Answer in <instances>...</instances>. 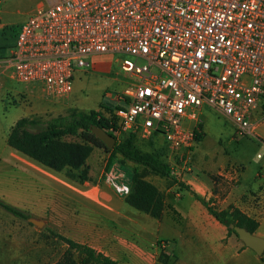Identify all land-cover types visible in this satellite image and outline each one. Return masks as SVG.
<instances>
[{
  "label": "built area",
  "instance_id": "2783aa9c",
  "mask_svg": "<svg viewBox=\"0 0 264 264\" xmlns=\"http://www.w3.org/2000/svg\"><path fill=\"white\" fill-rule=\"evenodd\" d=\"M9 37L0 44V68L55 100L71 93L87 59L120 55L129 80L108 92L115 107L102 113L116 119L119 133L161 138L186 171L204 106L240 136H254L264 91V0H52ZM107 178L118 195L129 193L114 164Z\"/></svg>",
  "mask_w": 264,
  "mask_h": 264
},
{
  "label": "rangeland",
  "instance_id": "374dc122",
  "mask_svg": "<svg viewBox=\"0 0 264 264\" xmlns=\"http://www.w3.org/2000/svg\"><path fill=\"white\" fill-rule=\"evenodd\" d=\"M44 1L0 0V26L3 29L0 33L1 43L4 40H9L8 43H11L9 31L22 24L36 10L37 5ZM120 57L118 54H100L87 59L89 66L75 70L72 91L67 97L60 99L59 103L64 99L65 103L62 108L55 111L56 114L65 115L72 110L100 111V106L107 102L108 92H118L129 80L120 69ZM1 84L3 91L1 115L5 120L21 116L22 111L37 108L43 101H57L45 96L39 87L18 83L10 78L2 79ZM49 117L54 116L46 114L44 119ZM200 117L203 138L185 156L186 167L191 172L186 171L183 162L167 150L158 136L142 138L137 135L132 139L133 146L142 153H154L159 156L162 162L174 170L177 182L183 186L186 182L195 189H198V185L210 189L209 184L212 182H220L226 187L232 186L245 169L247 176H253L259 171L264 174V91L253 116L254 136H240L229 120L211 108L204 106ZM126 136L127 133H124L117 135L116 138L124 140ZM174 159L175 162H172ZM109 160V154L105 150L94 148L80 172L64 169L55 173L35 162L33 163L39 170L36 168L0 169V200L32 218L43 221L42 227L37 228L26 220L12 217L0 207V264H53L61 257L66 245L50 233H57L54 226L56 216L51 208H56L60 204L59 196L61 195L73 199V185H82L87 182L90 185H97L99 189H107V193L114 198L124 199L110 188L111 184L106 180L109 179L107 175L111 166L114 164L123 174V178L117 180V183L128 186L129 190L134 171L143 174L145 171L139 166L123 161L119 156H115L107 167ZM173 163H176V166H173ZM144 175L145 180L155 185L164 197L167 190L170 191L169 195H176L177 198L186 193V190L178 183L161 179L150 173ZM60 181H65L70 187ZM212 191L214 194L217 193L215 186ZM191 193L196 194L192 191ZM188 200V197H184L183 205H178L181 211L187 209ZM208 201L215 210H225L228 207L217 199ZM74 207L71 205V210ZM75 259L79 261L80 257L75 256Z\"/></svg>",
  "mask_w": 264,
  "mask_h": 264
},
{
  "label": "crops",
  "instance_id": "0c3cea01",
  "mask_svg": "<svg viewBox=\"0 0 264 264\" xmlns=\"http://www.w3.org/2000/svg\"><path fill=\"white\" fill-rule=\"evenodd\" d=\"M51 1L45 0L37 6H47ZM4 53L5 50L0 49V56ZM7 78H10L9 71L0 68V169L39 170L34 161L7 145L9 130L21 117L44 119L46 114L57 116L55 111L62 108L65 99L61 103L60 100L43 101L37 108L5 120L1 115V81ZM60 182L70 187L65 181ZM184 185L189 191L179 198L169 195V190L165 192L166 208L160 219L133 208L130 210L124 199L114 198L104 187L99 189L87 182L73 185V199L61 195L60 204L51 208L56 216L54 226L58 234L87 245L117 264H160L157 260L160 250L168 255L167 264H264L260 256L234 235L228 234L226 228L191 193L205 200L217 199L226 206H234L257 222L258 227L253 234L264 239V174L259 171L247 176L245 169L232 186L212 182L209 184L211 191L201 185L198 189L186 182ZM214 186L215 194L212 191ZM184 197L189 198L188 207L181 211L178 205H183ZM71 205L75 206L73 210ZM158 241L162 242L161 247L157 245Z\"/></svg>",
  "mask_w": 264,
  "mask_h": 264
},
{
  "label": "trees",
  "instance_id": "16d2710c",
  "mask_svg": "<svg viewBox=\"0 0 264 264\" xmlns=\"http://www.w3.org/2000/svg\"><path fill=\"white\" fill-rule=\"evenodd\" d=\"M100 107V111L94 109L88 112L72 110L65 115L47 119L21 117L10 128L6 143L18 153L54 172L64 169L80 172L92 150L94 148L103 149L110 157L107 167L110 166L115 156H119L123 161L141 167L145 173L178 183L186 191L189 190L187 186L177 182L175 176L171 174L168 164L162 162L159 156L154 153H142L133 146L134 134L127 133L124 140H118L115 134L119 133L116 119L111 114L106 116L102 113L103 110L111 111V107L115 106L105 102ZM93 126L103 129L115 138L112 149L106 148L91 133L90 130ZM201 129L200 125L199 132H195L196 143L203 138ZM120 134L124 133L118 135ZM144 174L134 171L131 176L129 193L124 197V200L131 208L155 219H160L166 208L164 194L155 185L145 180ZM193 196L216 221L226 227L228 233L234 234L236 238V233L228 228L230 223L242 227L250 233L256 231L257 222L234 206H228L225 210H215L210 206L208 200L197 194H193ZM0 207L17 218L26 220L30 217L2 200H0ZM50 233L55 239L66 245L61 257L53 264H117L114 260L85 244L76 243L56 232ZM157 245L161 247L162 242L158 241ZM75 256L80 257L79 261L75 259ZM157 260L160 264H167L168 255L160 250ZM260 260L264 263V252L260 256Z\"/></svg>",
  "mask_w": 264,
  "mask_h": 264
},
{
  "label": "water",
  "instance_id": "95a60500",
  "mask_svg": "<svg viewBox=\"0 0 264 264\" xmlns=\"http://www.w3.org/2000/svg\"><path fill=\"white\" fill-rule=\"evenodd\" d=\"M91 133L98 139L100 140L106 148L112 149L114 144H115V138L108 134L106 131L103 129L93 126L91 127ZM27 221L36 226L37 228L42 227L43 221L38 220L32 217L27 218ZM229 229H232L236 235L237 238L242 242V244L245 247L250 248L257 256H261L264 252V239L250 233L249 231L245 230L242 227L236 226L232 223L228 225Z\"/></svg>",
  "mask_w": 264,
  "mask_h": 264
}]
</instances>
